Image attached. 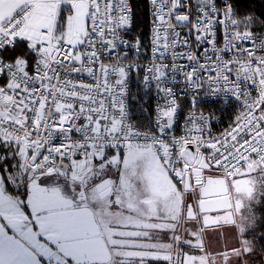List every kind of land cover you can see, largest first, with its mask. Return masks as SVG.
Returning <instances> with one entry per match:
<instances>
[{
    "label": "snow or ice",
    "instance_id": "obj_1",
    "mask_svg": "<svg viewBox=\"0 0 264 264\" xmlns=\"http://www.w3.org/2000/svg\"><path fill=\"white\" fill-rule=\"evenodd\" d=\"M49 3L55 13L51 24L40 29L44 38L17 23V16L0 25V108L9 103L8 97L15 98L8 114L0 115V264H170L164 254H129L142 250V245H109L103 237L69 238L54 218L41 212L47 211V198L59 196L65 198L67 216L73 220L127 212L129 208L122 205L131 204L129 188L124 189L123 198L116 191L124 182L121 174L130 171L127 183L138 187L146 176L137 174L136 152L154 148L171 181L186 192L184 207L191 216L187 210H196L200 193L185 189L181 170L190 173L191 160L184 154L180 137H199L197 143L187 145L188 152L194 154L199 148L212 161L209 168L231 171L239 158V153L232 154L235 149L241 144L247 148L249 141L255 146L253 137L259 139L264 129V103L254 111V105L245 104L254 119L243 132V121L236 118L235 131L214 132L223 121L199 109L205 92L218 96L226 91L239 98L249 93L260 98L264 93L261 81L249 84L240 72L249 55L254 65L258 63L255 56L264 57V17L241 15L237 0H144L151 27L130 41L125 33L136 27L133 0H87L86 6L84 0ZM18 15H22L19 10ZM79 19L85 27L73 43L67 33L70 22ZM108 64L112 66L106 68ZM83 68L92 71H77ZM97 72L106 73L99 83ZM132 73L140 75L145 95L152 89L156 92L147 132L127 119L124 100ZM80 80L93 85L94 96L81 91ZM176 85L183 87L177 91ZM65 92L74 94L66 96ZM206 100L218 104L216 99ZM13 110L22 122L13 118ZM41 162L44 166L37 167ZM191 183H197L194 176ZM145 189L150 185L145 184ZM90 190H95L91 199ZM259 194L264 197V190ZM97 199L109 204L98 209ZM193 223L189 220L185 227ZM220 223L217 220L208 227ZM122 238L155 240V236L124 237L123 233L112 237L113 241ZM195 239L186 233L181 243L193 248ZM198 251L195 248L194 254ZM253 251L242 249V257ZM243 258L237 257L241 264Z\"/></svg>",
    "mask_w": 264,
    "mask_h": 264
},
{
    "label": "rangeland",
    "instance_id": "obj_2",
    "mask_svg": "<svg viewBox=\"0 0 264 264\" xmlns=\"http://www.w3.org/2000/svg\"><path fill=\"white\" fill-rule=\"evenodd\" d=\"M84 5L86 6V4ZM26 22L25 26H29L33 30L32 34L41 38L40 29L48 27L51 24L52 11L46 6H36L33 8V12L29 15ZM84 27L82 19L72 21L70 22L68 33L79 37L80 33L84 31ZM73 30L74 32H72ZM144 151H146L149 156L143 157L144 167L142 168L141 173L146 176V179L141 180L140 183L143 181L145 184H149L150 189L146 190L145 184H141L142 191L138 192L140 197L146 198L145 200L140 201L141 208L139 210V223L140 219L147 214V211H144V204H150V207H156V212L159 213V208L163 205H166L168 209H171L172 206L175 208L180 204L184 206L187 200L186 192L180 191L178 186L171 181L167 169L163 164H159L158 158L150 156L152 153L150 150ZM154 159L156 166H153ZM74 163H77L79 166L83 162ZM41 166H44L43 162H41L40 165H37V167ZM263 170V167L249 163L234 179H228L229 188H231L230 196L235 206V221L238 219L239 222L237 221V223H235V227H229L230 229L232 228L234 234H231L224 241L219 233L222 231L211 230L208 235V233H205L203 230L199 231L195 222L191 227L186 228L185 225L189 220L186 218V209L184 207L185 221L182 223V230L179 228L175 216H171V218L164 215L157 216L158 221L155 222L156 229H167L168 232H171V241H168V232L155 231L153 234V236H155L154 241L149 239L148 241L143 240L140 242L149 244L151 250L143 252L135 251L130 252L129 254L144 256L164 254L167 256L170 264H182V261L183 264H241V259H237V257L243 258L241 250L253 249L251 242H245L243 240V233L247 226V221H250L256 216V214H258L257 206L261 196L259 193L262 190L261 174L263 173ZM214 172L218 173L216 171ZM200 174L201 171L199 169H194L191 179L194 176L197 181ZM196 185L197 183L192 184L194 188ZM252 193H255V195H252ZM146 228H150V225L146 226ZM193 229H195L196 232L197 230L200 232L203 247L200 245H194L193 248H184L181 241H186V233L192 236L193 233H189V230L194 232ZM241 229L243 231H240ZM180 230L181 233L177 235ZM213 233L215 234V238L214 235H212ZM147 234L149 233H146L145 235ZM208 236H210V238H206ZM232 238L236 241L235 246L230 242L231 246L228 247L227 241ZM153 247L155 249H153ZM195 248H198L199 251L194 254ZM231 249H234L235 251H230ZM243 259L244 264H252L249 256Z\"/></svg>",
    "mask_w": 264,
    "mask_h": 264
},
{
    "label": "crops",
    "instance_id": "obj_3",
    "mask_svg": "<svg viewBox=\"0 0 264 264\" xmlns=\"http://www.w3.org/2000/svg\"><path fill=\"white\" fill-rule=\"evenodd\" d=\"M27 4H32L33 8L36 6L48 7L52 11V20L54 19L55 9L51 6V4L49 3V0H0V25L6 22V18L10 19L18 12V10L20 11ZM26 23L27 22H25L24 25H26ZM72 32H74V30ZM73 36L74 38H78L75 35ZM7 99L9 103L6 106L0 108V111L6 115L8 114V111L11 109V105L13 104L12 97H8ZM12 116L14 119L21 120L19 113L15 112L14 110L12 111ZM136 156H137L136 171L139 176L142 174L141 170L144 167L143 157L149 156V154L144 150H138L136 152ZM150 156L156 157V155L153 152L150 154ZM121 175H122V180L124 182L122 185L116 186V191L120 194L118 198H123L125 196L124 189L129 188L131 204L128 205L126 203L125 205H122V208L123 207L129 208L127 212H124L123 210H121L118 212H110L109 214L104 215L103 217H101L100 215H96V216L88 215V216L82 217L81 219L73 220L67 216L68 209L64 202L65 198L63 196H59L55 198H47V203L44 205L47 211H42L41 216H47V217L54 218L57 221V225L60 228L61 233L65 236H68L69 238L78 239L80 237H87L89 239H94V238L103 237L104 239L107 240L109 245L113 242L117 244L142 245V250H140L141 252L151 250L149 244L140 243L141 241H143V239L122 238V239H117L113 241L112 239L113 234L123 233L124 237L153 236L155 232L154 230H156L155 222L158 221L157 216L159 215L169 216L170 218L171 216L172 217L175 216L176 220L178 221L179 228L182 230V226H183L182 223L185 221L184 220V215H185L184 206L182 204H180L179 206L177 205V207L175 208L172 206L171 209H168L166 205H163L162 207L159 208V213L156 212V207H150V204L148 205L144 204V211H147V214L140 219V223H139V210L141 208L140 201L145 200L146 198L140 197V194H138V192L142 191L141 184L144 185L145 183L142 181L138 187L136 186L130 187L127 183V180L130 176V171L126 173H122ZM132 184L135 185L136 181H133ZM229 189H230V194H231V188ZM94 192L95 190L89 191L90 199L94 195ZM95 202H96L98 209L106 208V206L109 204V201L107 200L97 199ZM232 205H233V210L235 214V206L233 204V200H232ZM237 221L238 219H236V223ZM116 225H135V226H143V227H136V228L129 230V229L117 228ZM149 225H150V228H146V226H149ZM181 230L178 231L179 233H177V235L181 233ZM227 232L229 234H234V231H232V228L231 229L227 228ZM227 232H226V235H227ZM146 233H149V234L145 235ZM206 238H210V236ZM230 242H232L235 246L236 241H234L232 238L227 241L228 247L231 246ZM153 249L155 248L153 247Z\"/></svg>",
    "mask_w": 264,
    "mask_h": 264
},
{
    "label": "built area",
    "instance_id": "obj_4",
    "mask_svg": "<svg viewBox=\"0 0 264 264\" xmlns=\"http://www.w3.org/2000/svg\"><path fill=\"white\" fill-rule=\"evenodd\" d=\"M84 3L87 4V0H84ZM28 5L29 4H27L25 7H23L19 11L20 13H22V15H18V12L14 15V16H17V20H16L17 23L25 24L29 15L33 12V5L31 4L32 5L31 8H28ZM151 19H152L151 15L149 14L148 30L151 27ZM6 22H4V23H6ZM132 34H133V30L129 29L125 33V38L130 40V41L135 40V38L133 37ZM67 36H68L69 41H71L73 43L76 42V38H74V36L72 34L67 33ZM41 38H44V37L41 35ZM218 38H219V34H218ZM147 42H148V38H147ZM45 51H50V49L45 50ZM145 56H147V52H145ZM53 59H54V57H53ZM245 59L247 60V63L244 64L242 69H240L241 75H244L248 79L249 84H255L256 81H258V80L261 81V87L264 88V57L259 56V55L255 56V60L258 61V63L255 65L252 63V60H253L252 55H249ZM111 66H112L111 64H108L105 67L108 68ZM81 70L86 71V72L92 71L91 68H83V69H80L77 71H81ZM105 74L106 73H104V72H97L96 78H97L98 83ZM210 79H213V78H210ZM136 80H139L142 87H143V83L140 79V75H138L136 73L130 74L129 81H128V89L129 90H128V94L124 100V103L127 105V111L129 113L127 119L133 125H135V124L133 123L131 116H132L133 88H134V82ZM73 82L74 81H70V83H73ZM79 84H80L81 91L87 92V93L94 96L93 85H91L90 83H87L84 80H80ZM45 87H47V85H45ZM52 87L55 88L56 85H52ZM109 87H111V86L109 85ZM175 87L177 88V91H179L183 87V85H176ZM100 90L103 91L104 89L101 88ZM57 91L58 92L62 91V89L57 88ZM73 94H74L73 92H65L64 93V95H66V96H70ZM148 94H150L151 99H152V111H153V107L157 101L155 89H152ZM206 99H216V100H218V104H211ZM200 101L201 102L199 105V109L201 112L213 113L215 118L223 121V123L218 124L213 129L214 132L219 133L220 130L223 129L224 133H228L229 129H232V125L235 122V120L233 118L241 119L243 121L244 127H242L240 129V131L243 132L244 129L248 126V124L251 123L252 119H254V117L252 116V113L249 112V109L247 107H245V104L254 105L255 106L253 108V111H254L255 108H259L261 103H264V93L261 94L260 98H256L251 93H249V95L247 97L239 98V97H236L234 95L228 94L226 91H220L218 96L217 95H211L210 96L207 92H205V94L200 97ZM12 102L15 103L14 97H12ZM58 107L63 108L65 106L64 105H58ZM41 111H42V108H41ZM191 114L196 115L195 111H193ZM0 115H6V114H4L0 111ZM17 121L22 122L21 120H17ZM183 123H184L183 120H181L180 121V127L181 128H183ZM135 127H137V126L135 125ZM232 130L235 131V129H232ZM252 131H255V129H252ZM145 132H147V131H145ZM175 134L178 137L180 135L179 132H176ZM238 134L239 133H237V135ZM221 135H223V133H221ZM258 136H259V139H257L256 137H253V139L256 140L255 146H253L252 143L249 141L247 148H244V145L241 144L240 147L235 149V152L232 154L235 155L236 153H239V158L231 164V167H232L231 171H229L227 167L221 168V169L209 168V171H211L212 173L214 171H216L218 173L214 172L215 173V174L213 173L214 175L223 176L228 180V179H233L237 174H239L242 171V169L246 168L249 163L256 164V165H259L260 167L264 168V129H261V134H258ZM59 139L60 138L57 137V141H56L57 143H59ZM180 140L182 141L183 150L185 152L187 150V145L190 143H197V141L199 140V137H195L191 140L180 137ZM237 143H239V142H237ZM241 148H244L243 152L240 151ZM141 150H149V149H141ZM150 151L155 154L154 148L150 149ZM199 159H200V161L204 160L205 163L208 165V167H209V164L212 163L211 160L207 159V155L205 153L201 152L198 148L196 151V160H199ZM240 160H242L243 163H240ZM194 169H196V167L192 165L190 173L181 170L182 175L184 176V180H183L184 184H185L186 177L189 176L191 178V175L194 172Z\"/></svg>",
    "mask_w": 264,
    "mask_h": 264
},
{
    "label": "trees",
    "instance_id": "obj_5",
    "mask_svg": "<svg viewBox=\"0 0 264 264\" xmlns=\"http://www.w3.org/2000/svg\"><path fill=\"white\" fill-rule=\"evenodd\" d=\"M133 5L134 23L136 27L132 35L135 39H138L139 36L148 32L149 14L145 11L144 0H133ZM236 6L241 15L255 14L256 16L264 17V0H237ZM144 43H147V37ZM152 113L151 96L150 94L145 95V90L140 81L136 80L133 88L131 119L139 129L149 131ZM261 181L262 190H264V170L261 174ZM262 200H264V197L260 196L257 206L258 214L250 221H247V226L243 233V240L246 234L248 237L247 241L251 242L253 245L254 251L252 255L249 256L252 264H264V239L261 238L264 236V203L261 202Z\"/></svg>",
    "mask_w": 264,
    "mask_h": 264
},
{
    "label": "water",
    "instance_id": "obj_6",
    "mask_svg": "<svg viewBox=\"0 0 264 264\" xmlns=\"http://www.w3.org/2000/svg\"><path fill=\"white\" fill-rule=\"evenodd\" d=\"M184 154L191 160V166H195L200 171H209V167L204 160H196V153H189L186 150ZM184 185L185 189H191L193 192L189 176L186 177ZM197 192L200 193V198L196 200V210H187L191 213V216L186 215L187 220L194 221L197 224L198 230H203L208 235L211 230L222 231L219 233L224 241L226 239L227 228L231 227L225 225H235L236 223L228 180L223 176H207L204 178L203 184L195 189L194 193ZM217 220L222 221V223L218 224L215 228L208 227V225ZM199 237V245L203 247L200 234Z\"/></svg>",
    "mask_w": 264,
    "mask_h": 264
},
{
    "label": "flooded vegetation",
    "instance_id": "obj_7",
    "mask_svg": "<svg viewBox=\"0 0 264 264\" xmlns=\"http://www.w3.org/2000/svg\"><path fill=\"white\" fill-rule=\"evenodd\" d=\"M207 176H216V175H214L213 173H211V171H201V174L199 175V177H198V180H197V185H196V187L194 188L193 186H192V188L194 189L193 190V192L195 191V189H197L199 186H201L202 184H203V180H204V178L205 177H207ZM195 194V193H194ZM193 199H195V196H193ZM189 233H193V235L192 236H195L196 237V239H195V242H194V245H199V243H200V237H199V232H198V230H197V232L196 231H194V232H192L191 230H189ZM212 235H214V238H215V234L213 233ZM231 234H229L228 232H227V238L230 236Z\"/></svg>",
    "mask_w": 264,
    "mask_h": 264
}]
</instances>
